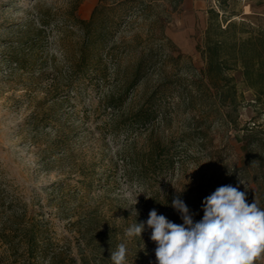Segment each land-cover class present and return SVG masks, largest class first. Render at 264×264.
I'll return each mask as SVG.
<instances>
[{
  "label": "rangeland",
  "instance_id": "374dc122",
  "mask_svg": "<svg viewBox=\"0 0 264 264\" xmlns=\"http://www.w3.org/2000/svg\"><path fill=\"white\" fill-rule=\"evenodd\" d=\"M182 3L0 0V232L16 229L14 248L0 236V264H28V229L36 234L37 264L54 257L84 264L83 255L87 264H112L120 243L125 264H156L151 229L141 237L125 230L152 209L172 214L177 197L200 221L204 199L223 185L264 209V151L244 139L245 128L264 129V110L239 70L228 72L235 111L203 79L207 39L223 42L217 26L231 19L264 27V5L191 0L197 16L187 38L195 51L188 52L174 39L183 28ZM93 14L89 25L75 22ZM87 33L92 41L83 49ZM247 35L238 28L229 38ZM140 60L137 85L119 107H106L108 96L126 90ZM140 108L156 117L139 121ZM125 185L139 195L135 209L121 198ZM254 264H264V253Z\"/></svg>",
  "mask_w": 264,
  "mask_h": 264
},
{
  "label": "clouds",
  "instance_id": "9594fccd",
  "mask_svg": "<svg viewBox=\"0 0 264 264\" xmlns=\"http://www.w3.org/2000/svg\"><path fill=\"white\" fill-rule=\"evenodd\" d=\"M138 196L134 187L122 186L121 198L134 209ZM172 206L181 214L183 224L152 209L146 221L125 230L127 237H141L145 227L151 229L150 239L157 245L156 264H254L264 253V209L256 200L249 204L238 187L223 185L207 196L204 215L197 222L183 200L177 197ZM126 255V245L118 244L111 250L112 264H125Z\"/></svg>",
  "mask_w": 264,
  "mask_h": 264
},
{
  "label": "trees",
  "instance_id": "16d2710c",
  "mask_svg": "<svg viewBox=\"0 0 264 264\" xmlns=\"http://www.w3.org/2000/svg\"><path fill=\"white\" fill-rule=\"evenodd\" d=\"M182 1L183 0H178V4L182 3ZM257 5H264V0H257ZM94 14L88 22L80 20L77 17L75 22L81 25H89L93 22ZM211 28L212 25L210 23L207 37H209ZM238 28L243 31L246 30L248 35L246 37H231L230 39L229 37L232 32ZM217 31L223 33V42L218 39L210 40V37L207 39L205 50L206 67L203 69V79L207 80L208 85H210V83L213 85V88L219 94L220 98L223 96V104L230 107L232 111H235L237 110L238 104L235 76L229 75L228 72L239 70L245 86L254 94L253 103L255 106L259 107V110H264V27L261 25L256 26L247 24L246 22L237 23L228 19L225 27L222 28L219 25L217 26ZM90 41H92V38H90V33H87L83 49L87 47ZM142 62L143 60H140L139 64L135 67L132 78L126 84V90L120 93L118 97L110 95L104 100V105L106 107H119V104L125 99L129 90L137 85L141 77ZM106 72L105 66L102 67L100 74L104 75ZM151 101V98L148 99L149 103H151ZM155 117L156 114L154 109H148L146 111L144 108H140L136 114V118L144 123L153 120ZM245 130L244 139L246 144H257V147L262 148L264 151V129L259 127H247ZM256 137L258 139H256ZM159 147L160 145L158 144L152 146L148 154L150 158L153 157ZM155 203L157 204V202ZM164 203L169 202L165 201ZM158 205L160 204L158 203ZM163 215L176 224L182 219L177 209H175L172 214ZM10 223H12V221ZM15 231L16 229H14V226L11 224L9 227H6V229H1L0 232L2 240L9 244L11 248H14L11 239ZM23 241L29 255L28 264H37L35 257L37 255L38 243L35 232L29 229L25 230L23 233ZM81 257L85 262L84 264H87L85 255ZM69 258L75 264L77 263L74 257ZM50 264H58L57 257H54Z\"/></svg>",
  "mask_w": 264,
  "mask_h": 264
},
{
  "label": "crops",
  "instance_id": "0c3cea01",
  "mask_svg": "<svg viewBox=\"0 0 264 264\" xmlns=\"http://www.w3.org/2000/svg\"><path fill=\"white\" fill-rule=\"evenodd\" d=\"M191 0H183L181 18H178V21L182 24V32L177 33L174 38L175 41L179 44L180 47L184 48L188 52H194L195 44L190 42V39L187 38L191 33L195 31L194 24L191 25V22L195 20L197 16V10L191 9L190 7Z\"/></svg>",
  "mask_w": 264,
  "mask_h": 264
}]
</instances>
